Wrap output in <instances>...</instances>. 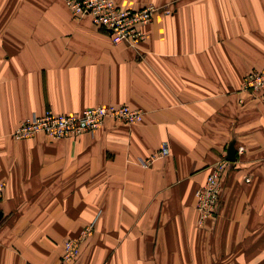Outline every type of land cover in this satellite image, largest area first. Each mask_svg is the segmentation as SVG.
<instances>
[{"label": "crops", "instance_id": "obj_1", "mask_svg": "<svg viewBox=\"0 0 264 264\" xmlns=\"http://www.w3.org/2000/svg\"><path fill=\"white\" fill-rule=\"evenodd\" d=\"M115 2L160 8L138 48L65 0H0V264H264V100L241 90L264 71V0ZM100 105L143 120L13 138L34 113ZM232 143L200 227L196 191ZM70 239L80 252L64 263Z\"/></svg>", "mask_w": 264, "mask_h": 264}, {"label": "built area", "instance_id": "obj_2", "mask_svg": "<svg viewBox=\"0 0 264 264\" xmlns=\"http://www.w3.org/2000/svg\"><path fill=\"white\" fill-rule=\"evenodd\" d=\"M71 13L76 18L89 16L93 24L103 29L110 36L113 44H126L138 48L145 39L143 27L149 25L159 7L150 4L139 9H124L115 0H65ZM169 13V11H167ZM243 92L264 100V71L251 72L243 79ZM144 111L128 105H100L85 109L81 113L59 115L52 110L43 114H32L18 126L13 133L16 140L31 138L37 134H45L51 139L93 134L98 131L106 120L112 119L125 124H135L143 120ZM244 148H238L243 154ZM170 149L167 142L163 143L158 156H169ZM153 158L142 161L144 165ZM230 162L221 158L211 168L204 184L196 191V209L199 226L216 214L223 188V178L230 166ZM5 186L0 183V202L3 199ZM93 232V225L85 228L81 237L85 239ZM80 239H70L65 242L64 263L74 261L80 252Z\"/></svg>", "mask_w": 264, "mask_h": 264}, {"label": "water", "instance_id": "obj_3", "mask_svg": "<svg viewBox=\"0 0 264 264\" xmlns=\"http://www.w3.org/2000/svg\"><path fill=\"white\" fill-rule=\"evenodd\" d=\"M227 160L229 162H234L236 160V149L234 147V143H232L228 149Z\"/></svg>", "mask_w": 264, "mask_h": 264}, {"label": "trees", "instance_id": "obj_4", "mask_svg": "<svg viewBox=\"0 0 264 264\" xmlns=\"http://www.w3.org/2000/svg\"><path fill=\"white\" fill-rule=\"evenodd\" d=\"M101 30H103V29H101ZM104 31V30H103Z\"/></svg>", "mask_w": 264, "mask_h": 264}]
</instances>
